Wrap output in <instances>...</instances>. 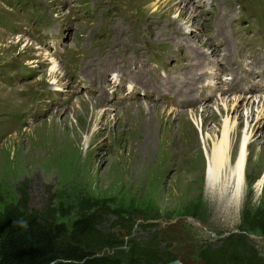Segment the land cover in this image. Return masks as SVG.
<instances>
[{
  "label": "rangeland",
  "instance_id": "obj_1",
  "mask_svg": "<svg viewBox=\"0 0 264 264\" xmlns=\"http://www.w3.org/2000/svg\"><path fill=\"white\" fill-rule=\"evenodd\" d=\"M252 2L241 0L237 9L225 11L224 0H206L205 7L196 10L183 0H94L95 8L105 6L106 17L102 20L104 9L93 14L89 0H0V20L4 23L0 30V212L22 200L27 214L68 227L79 216L94 214L98 223L85 240L87 247L96 255L119 258L127 264H218L219 256H224L225 264H264V232L258 228L264 227V189L257 187L261 175H256V168L247 175L235 214L230 212L233 187L223 191L217 186L211 191L205 171L201 168L202 173H198L192 153L183 158L180 153L163 178L159 172L165 158L161 148L165 141L163 122L169 120L177 130L182 125L179 113L185 111L200 143L197 122L204 120L207 106L216 111L222 109L219 95L235 97L226 88L222 94L213 91L209 99L202 97L214 78L213 61H222L220 52L206 58L212 51L210 45L219 44L230 59L241 50L264 49V13L255 6L257 0ZM115 6L128 10L139 23L149 22L151 39L157 45L152 47L144 41L146 55L142 63L135 65L138 79L133 88L150 90H136L143 104L124 107L125 102L117 99L115 92L111 93L114 96L103 97V103L83 92L74 94L71 89L75 85L77 91L93 89L77 68L84 73L79 65L81 57L96 47L94 39L102 42L96 35L104 36L99 32L102 22L120 12ZM242 8L248 13L240 15ZM182 32L187 36L185 42ZM104 34L119 51H124L115 42L114 33ZM167 37L175 49L183 48V41L191 63L198 66L184 67L190 60L187 55L181 54L187 56L182 66L176 57L162 58L155 53L164 50L169 55V40L161 44ZM48 42L59 49L52 66L50 51L44 48ZM199 43L203 45L200 49ZM247 44V48H241ZM111 65L112 69L119 67V60ZM166 65L173 69L172 74L165 73ZM52 68L57 69L54 77L49 72ZM154 68L159 70L158 80ZM107 72V79L116 75L123 78L117 72ZM204 72L208 75L200 77ZM121 84L124 90L131 86L127 81ZM124 90L118 93L123 95ZM151 91L155 95L151 96ZM164 92L170 93L167 98L177 106L168 104ZM114 101L117 108L111 105ZM147 106L166 109L165 115ZM247 110L245 104L238 115L241 126L233 139V160L246 129ZM255 110L258 114L255 112L250 120L249 129L251 166L259 158L264 161V125L259 129L264 120H255L264 115L259 113L260 105ZM214 127L221 129L213 123L205 133H211ZM75 136L79 144L73 142ZM70 142L74 151L69 147L58 155L61 144ZM89 165L93 174L88 171ZM186 170V175L203 180H181L178 175ZM128 174L132 178L129 185L118 181ZM175 175L177 179L171 181Z\"/></svg>",
  "mask_w": 264,
  "mask_h": 264
},
{
  "label": "bare ground",
  "instance_id": "obj_2",
  "mask_svg": "<svg viewBox=\"0 0 264 264\" xmlns=\"http://www.w3.org/2000/svg\"><path fill=\"white\" fill-rule=\"evenodd\" d=\"M240 1L241 0H224V4L226 6L225 11L231 8L237 9V5L239 4ZM248 1L252 2V0H248ZM257 1L258 2L255 3V6L259 10H261L262 13H264V0H257ZM183 2L197 9L203 8L206 5V0H183ZM106 6H110V5H106ZM117 8L120 12H115L113 18L103 21L100 26L99 32H102L104 36H106L104 33H109V32L114 33L115 42L118 45H120V48L122 47L124 51L122 52L119 51L116 46H114L109 42L108 38H105L104 36H102L101 33H99V35H96V38L99 37L102 38V42H101L102 44L100 46V49H98L99 52L97 54L96 52L93 53V50L90 52H86L81 57L79 63L80 67L83 68V72H84L83 74H86L87 76L92 78L93 87L94 89H96V94L95 95L92 94L91 99L95 101H101L103 103L104 102L106 103L103 97L114 96L113 92L115 93L118 92V90L115 89V86H113L112 84L108 83L105 80L104 77L105 73H107L108 70L110 71L113 70L114 72L118 70L123 77L125 72H133L135 70L134 73L136 74L137 67L135 65L142 63L143 61L142 57L146 55V46L144 45L143 42L145 41L148 45L152 47L157 46L153 42L154 38L151 39L152 32L148 28L150 24L149 22L147 24L139 23L133 20L132 17H130L128 10H122L119 9V7ZM103 9H104V13L102 20H104L106 17L105 6H103ZM198 17L199 14L197 15V18ZM221 19H227V18L221 17ZM158 26H160V24H158ZM158 33L159 31L156 32V36L158 35ZM182 34L184 36L183 41L185 42L187 36L184 34V32H182ZM168 40H169V44L166 45V50L168 54L177 55L178 59L182 62V64L185 61H187V56L189 55L185 54L187 56H181L182 51L184 50L183 41L181 42L183 48L180 47L175 49L172 46V41L168 37L167 39L163 40L161 44L164 45V43ZM156 41L159 43L160 40L156 38ZM197 47L200 49L203 47V45L199 43L197 44ZM210 47L212 48V52L210 55H207V58L216 56L217 53L219 52L215 44L210 45ZM125 55H126V60L124 62L123 57ZM243 55H244V51L241 50V58H243ZM118 60H119V67L112 69L113 65L110 66V64H117ZM219 64L220 63L217 62V65ZM97 67L98 69L96 70L93 69ZM49 70L48 71L50 72L51 76L54 77V75L57 72V69L52 68ZM204 76L205 74L201 75V77ZM112 79L114 80V78ZM120 79L124 80L121 77ZM136 79L138 78L136 77L132 80L133 84ZM142 84L145 85L146 82L142 81ZM215 84L216 85L214 84L212 85L213 87H209L208 90L204 88L205 90L202 93V97H208L209 99L213 96L212 95L213 91L218 90L219 93H221L222 90H225V88H227L226 81H221L220 79H217ZM108 85H109L108 89L110 90V94L108 93L107 90ZM126 91L127 93L125 95H122L121 97V101L127 103L124 107L132 106L134 104L135 105L143 104L140 99L134 97L136 89L130 87L126 89ZM73 93L76 94V91L73 90ZM202 97L200 98V100L202 99ZM131 100H133V102ZM218 101H221L222 109H218L215 111L213 107L207 106L209 108L205 111V115L204 116L202 115V117H204V120L202 122L200 121L197 122V127L201 129L199 130L200 143H198L194 137V129L191 125L190 120H187L186 115L184 113L185 111H181L182 113H179L181 117L180 123L182 124L179 129L174 130L169 120L163 122L164 126L162 130V135L165 138V141L163 144L161 142V148H163V150L165 151V158L162 161L163 163L161 164V169L159 170V172H160V176L163 178V176L168 175V171L174 165V162L177 159V157L180 155V153H182L181 154L182 158L184 157L185 154L192 153L195 162H197L195 166L198 169V173L199 172L202 173L201 168L204 169L205 180L207 186L211 191L212 189L214 190V188L217 186L218 187L221 186L220 188H222L223 191L224 190L227 191L230 187H233L232 195L230 197L231 198L230 201L232 202V205L230 207V212L232 214L233 213L235 214L236 207L242 197L243 186L247 180V175L249 174L251 168L253 169L256 168L257 171L256 175H261V177L258 180L257 187L260 190L264 189V171H262L264 169V161L262 160L263 158H259L255 166L249 165L250 158H248L249 149L252 145V140H251L252 134L250 133L249 130L251 128L250 120L251 121L253 120L254 114L256 112L255 108L257 109L259 105L261 109L259 113L260 114L262 113L264 115V99L254 98L253 96H235L233 97V99H229V97L227 96H224L223 98L222 95H219ZM242 102L244 105H242ZM245 104L248 105V110L244 113L246 129L242 133V139L239 145L238 154L235 160H233V155L235 154L233 148V139L237 135L236 133H238V130L240 129L241 126V124L238 123L239 122L238 115L240 113V108L242 106L245 107ZM111 105L115 106L113 103ZM147 107H149L152 110H155L156 112H159V114L163 116L165 115L164 112L166 111V109H158V108L155 109L151 106H147ZM115 108L117 107L115 106ZM171 111L172 110H170V112ZM190 113L193 115L194 112L191 111L189 112V114ZM256 113L258 114V112ZM233 115H235V118H233ZM216 117H219V119ZM255 120L256 121L264 120V117L258 116L255 118ZM213 123L215 125L221 126V129L218 130L217 127H214L211 129V133L206 134L205 133L206 128H210V125ZM262 125H264V123L260 125L259 129H261ZM218 132L220 134H218ZM98 136H100V134H98ZM72 139L73 142L79 144V139L77 136H75ZM71 146H72V142H70L69 145L67 143L65 144L62 143L58 155L64 153L69 147L70 149H72V151H74V147L72 146L71 148ZM87 154H89V151H87ZM176 162L178 163V161ZM92 169L93 168L89 165L88 171L93 174L94 171ZM186 172H188V170L183 172L181 175H178V177L183 181L186 180L195 181L200 179L203 180V177L189 176L185 174ZM119 175L121 176V174ZM131 179L128 174L127 176L120 177L118 181L121 180L122 182L129 185ZM176 179L177 176L175 175L171 178V181ZM222 195H226L225 192H222Z\"/></svg>",
  "mask_w": 264,
  "mask_h": 264
},
{
  "label": "trees",
  "instance_id": "obj_3",
  "mask_svg": "<svg viewBox=\"0 0 264 264\" xmlns=\"http://www.w3.org/2000/svg\"><path fill=\"white\" fill-rule=\"evenodd\" d=\"M97 223L96 215L86 214L69 227L55 224L27 214L19 200L0 212V264H127L87 247L85 240ZM258 228L264 232L263 226ZM219 258L218 264H225L224 256Z\"/></svg>",
  "mask_w": 264,
  "mask_h": 264
},
{
  "label": "water",
  "instance_id": "obj_4",
  "mask_svg": "<svg viewBox=\"0 0 264 264\" xmlns=\"http://www.w3.org/2000/svg\"><path fill=\"white\" fill-rule=\"evenodd\" d=\"M169 264H181L179 261H174V262H171Z\"/></svg>",
  "mask_w": 264,
  "mask_h": 264
}]
</instances>
